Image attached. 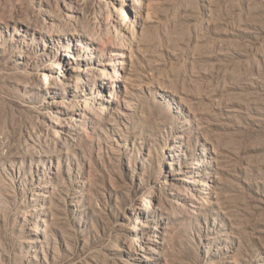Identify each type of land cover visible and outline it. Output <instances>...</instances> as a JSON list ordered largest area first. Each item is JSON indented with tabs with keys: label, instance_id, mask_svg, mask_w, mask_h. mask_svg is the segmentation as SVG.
<instances>
[{
	"label": "rangeland",
	"instance_id": "obj_1",
	"mask_svg": "<svg viewBox=\"0 0 264 264\" xmlns=\"http://www.w3.org/2000/svg\"><path fill=\"white\" fill-rule=\"evenodd\" d=\"M38 1L0 0V264H264V0ZM42 8L126 51L63 157L26 146L58 147L31 89L59 56L26 30Z\"/></svg>",
	"mask_w": 264,
	"mask_h": 264
},
{
	"label": "bare ground",
	"instance_id": "obj_2",
	"mask_svg": "<svg viewBox=\"0 0 264 264\" xmlns=\"http://www.w3.org/2000/svg\"><path fill=\"white\" fill-rule=\"evenodd\" d=\"M38 3L42 5L48 4L47 6H49L47 0H39ZM124 6L129 9H136L134 0L125 2ZM41 13L43 15L39 24L26 28V30L32 31L33 36L37 37L34 43H42L43 45V51L39 54L37 60L44 62L45 58H48V56L45 57L46 52H54L55 55L59 54V56L55 63H50L52 67L43 63L44 65L40 73L31 74V89L38 93H44L55 108V116L51 121V125H53L51 131L53 133L56 132L55 136L53 134L52 139L53 141L55 140V144L58 147L51 152L43 140V137H45L44 133H35L33 137L28 135L26 146L31 151L30 154L38 158L39 156H52L53 152L63 157L76 147L79 125L82 124L87 128H94L97 123L96 121H98V118L91 113L86 103H80L79 92L86 91L89 88L98 92L115 91L116 87L118 88L116 83L123 82L124 79L121 70L125 65L126 51L124 47L114 46L116 42L115 38L108 37V39H104V36V38H97L96 36L87 34L82 28L77 29L78 26L66 32V14L65 21L63 22L58 17V14L50 8L49 10L42 8ZM68 17L71 20L72 16ZM119 30L121 37L128 38L129 32L125 27L119 28ZM0 35L2 36L1 33ZM86 39L89 42H86ZM125 44L128 45L127 43ZM71 45L73 49H71ZM108 46L109 48L111 47L110 49H113L110 55V63L103 64L101 70H96L92 67V60L95 59L96 53ZM5 51L6 49H2L1 54H4ZM117 63H120L122 68L117 66ZM29 66L32 68V64H29ZM106 69L112 70L115 78L111 74L106 73ZM56 70H58L57 77L54 76ZM64 71H67L69 75L68 84L65 83L67 74ZM95 71L101 73V76H96ZM109 99H111L110 96ZM112 101H115V99H112ZM112 101L109 100L110 103ZM8 162L7 166L12 169L15 166L13 160L11 161L10 159Z\"/></svg>",
	"mask_w": 264,
	"mask_h": 264
}]
</instances>
